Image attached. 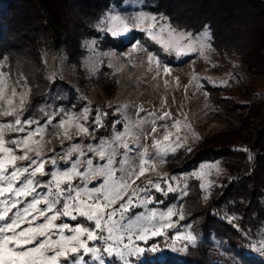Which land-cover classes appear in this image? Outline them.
I'll use <instances>...</instances> for the list:
<instances>
[{"label":"rangeland","instance_id":"obj_1","mask_svg":"<svg viewBox=\"0 0 264 264\" xmlns=\"http://www.w3.org/2000/svg\"><path fill=\"white\" fill-rule=\"evenodd\" d=\"M152 5L148 0H111L110 7L95 22L98 35L85 37L79 45L77 64L62 45L56 49L42 48L40 63L35 64L28 59L20 70L17 69L19 67L10 66L8 58L0 59V130L4 132L5 146L12 148L13 154L20 156L23 154L20 147L9 141H28V146L32 149H38L40 145L37 141H42L41 155L37 157L35 151H30L28 155L31 159L45 161L44 172L47 173L32 176V169L29 167V173L21 174L17 181H12L10 175L0 178V187L7 188L9 182L13 184V188L26 186L28 179L40 184L50 182L52 172L70 171V165L77 160L91 158L93 167L104 165L106 161H101L94 152L88 151L89 148L103 150L106 158L111 156L114 159L116 169L123 167L131 170L129 175L138 174L139 168L146 171L138 178L133 177L129 193L138 186L149 187L148 193H139L138 196L150 195L154 202L158 192L147 181L159 183L165 189L159 193L164 195L169 194L166 192L169 185L175 189L171 192L175 198L166 208L153 206V202L137 206L138 201L134 199L133 206L124 213L123 220L120 219V213L112 218L117 221L118 229L114 231V236L123 234L126 239L131 234L128 231L129 224L133 225V231L144 227L161 228L167 239H161L165 244L158 251L162 255H177L185 251L171 250L176 234H191L196 238L193 221H185V198L189 181L194 180V185L202 191V197L208 198L210 190L221 184L224 173L218 160H204L196 168L187 171L178 168L189 161L205 140L228 141L237 149L242 148L241 146L251 147V132H256L262 124L242 128L241 120L221 114L218 106L210 100L207 89L210 86L222 88L226 96H231L238 102L264 101V76L247 74L242 70L236 55L217 53L210 44L208 30L193 34L180 29L166 16L152 10ZM153 16L156 17L155 21ZM114 23L127 30L113 35L111 30ZM109 36L127 40L132 36L133 41L119 50L108 45ZM175 44L183 45L186 52L177 55ZM36 69H41V76L47 81L55 76L69 81L86 104L80 109L69 111L56 121L52 116L40 123L32 117L22 118L19 112L28 102L30 87L26 82H21L20 75L34 74ZM85 108L88 109L87 119L82 118ZM165 111L171 113L169 118H156ZM110 114L117 116L112 119V129L106 135L101 133V136H94L97 128L102 127ZM97 116L101 118L99 124L94 123ZM259 119L256 122H264V116ZM28 120H33L34 123L29 125L26 123ZM63 121H71L65 126L71 138L65 136V128L60 127ZM175 121L180 122L179 131L174 127ZM77 123L88 128V133L78 135L75 127ZM20 127H23V131H17ZM37 127H42L43 133L31 136ZM168 133H171V137L169 141H164L163 137ZM2 140L0 137V142ZM123 144H128L129 147L124 148ZM73 146H79L84 155L73 153L70 160L65 161L63 157ZM181 151L185 154L177 156ZM7 155L0 153V158H6ZM249 156L252 157L251 151ZM52 159L56 160L55 165L50 162ZM16 164L24 167L29 165V161L18 160ZM205 165L211 167L205 168ZM202 169L203 174L198 177L196 174L201 173ZM78 170L83 172L86 168L81 165ZM123 175L119 170L115 172L117 178ZM100 182V177L92 178L88 181V187L99 186ZM72 184L73 187H82L84 181L73 178ZM46 191L43 187L37 188L35 194L21 198L23 202L17 207L23 208L34 196ZM9 196V192L0 196V214L7 211L8 216L12 217L16 209L10 205L15 197ZM64 202L61 200V204ZM38 207L45 205L41 203ZM170 208L177 213L175 216L168 218L161 215L166 214ZM153 211L157 213L155 217H151ZM180 214L184 217L182 220L179 218ZM74 215L77 216L75 221L70 217L60 216L55 223H69L71 227L83 225L95 230L94 222L80 217L79 213ZM138 217L141 218L139 223ZM41 220L43 218L37 220L36 224ZM169 222L173 227H162ZM260 233H264V226L258 235ZM72 234L74 233L65 231V235ZM53 239L58 237L54 236ZM87 244L89 247L105 246L102 240L87 241ZM192 244L183 241L177 247L187 245L188 248ZM82 253L83 249L77 253H69L67 258L59 259V264H84L85 261L86 264H94L95 257L88 258L91 253ZM143 255L144 253L133 258L136 264H141ZM106 259L117 261L118 257Z\"/></svg>","mask_w":264,"mask_h":264},{"label":"trees","instance_id":"obj_2","mask_svg":"<svg viewBox=\"0 0 264 264\" xmlns=\"http://www.w3.org/2000/svg\"><path fill=\"white\" fill-rule=\"evenodd\" d=\"M148 2L153 4L152 10L180 29L193 34L208 30L217 53L236 55L243 71L264 76V0ZM110 5L111 0H0V59L8 58L9 65L20 70L28 59L40 63L42 48L62 45L77 64L79 45L85 37L98 35L95 22ZM128 38L109 36L108 45L122 50L132 43L133 37ZM31 75H20L21 82L30 87L28 102L19 112L22 118L32 117L40 123L52 116L56 121L86 104L64 78L55 76L47 81L41 69ZM207 91L221 114L241 120L242 128L262 124L251 132V147L237 149L228 141L205 140L178 168L187 171L204 160H218L224 173L208 198L202 197L194 180L189 181L185 221H193L195 243L177 255L147 249L141 264H232L233 255L241 250L245 264H264V257L251 252L242 235H258L264 226V122H259L264 116V101L238 102L219 87L210 86ZM116 117L108 115L94 136L108 134ZM183 154L181 151L177 156ZM174 198L172 193L158 192L152 205L166 208ZM161 239L152 238L148 244L162 247L165 241Z\"/></svg>","mask_w":264,"mask_h":264},{"label":"snow or ice","instance_id":"obj_3","mask_svg":"<svg viewBox=\"0 0 264 264\" xmlns=\"http://www.w3.org/2000/svg\"><path fill=\"white\" fill-rule=\"evenodd\" d=\"M156 17L153 16V21ZM155 27V26H154ZM127 30L117 24H113L112 34L117 35L120 31ZM149 35H152L149 32ZM155 39V37H153ZM171 47V45H168ZM204 44H201L203 47ZM174 49L177 55L186 52L183 45H174ZM151 63V60L149 61ZM88 109H84L83 119H87ZM155 115V114H153ZM171 113L165 111L160 114L157 119L169 118ZM100 116L95 118L94 123H100ZM50 122V121H49ZM16 123V121H14ZM27 124L31 125L34 123L33 120H28ZM71 121H63L60 127L65 128L64 135L71 138V135L66 124ZM21 121H19V125ZM77 134H87L88 128L82 124L75 125ZM174 127L179 131L180 122L175 121ZM17 131H23V127L17 128ZM155 131V128H153ZM43 128L37 127L30 135L36 136L42 134ZM0 137L3 138L0 142V153L8 154L6 158H0V178L5 175H10L12 181H17L19 176L23 173H29V167L32 171L30 175L35 176L36 173L40 175H46L44 172L43 160H35L29 158L28 153L35 151V155L39 157L42 152L43 143L37 141L40 145L38 149H32L28 146V141H17L11 140L9 143L20 147L23 153L20 156L13 154V149L6 147V141L4 132L0 130ZM171 133L164 135V141H169ZM159 144V141L157 142ZM124 148H128V144L122 145ZM180 146V145H176ZM174 150V149H173ZM88 151L94 152L101 161H106L104 165L93 167V160L91 158L80 161L77 160L70 165V171L63 172H52L50 182L40 184L39 182L34 183L32 179H28L26 186L13 188L11 182L8 183L7 188L0 187V196L4 195L5 192H9L11 197H15L10 207L15 208L12 217L8 216V212L5 211L0 214V264H59L61 257L67 258L69 253H77L80 249H83V254L91 253L89 259L95 257L94 264H136L133 258L139 257L145 252V249L152 252L159 250L158 244H148V240L156 237L167 239L165 233L161 228H147L144 227L138 231H133V225H128V231L130 235L125 236L123 234L114 236V231L117 229V221L112 218L120 213V219H124V213L128 212L130 207L133 206V201L136 199L139 205H148L152 203L150 195L138 196L139 193H148L149 187H136L131 189L129 193L128 189L131 187L133 177L144 175L146 171L138 169L137 173L129 175L131 170H126L123 167L116 169L114 167L115 161L111 156L106 158V153L103 150H97L89 148ZM73 153H78L80 156L84 155V151L79 146H73L68 153L63 157L65 161L70 160ZM18 160H28L29 165L19 167L16 164ZM53 165L56 164V160L50 161ZM83 165L86 171H79V167ZM205 168L211 167L205 165ZM11 168V171H9ZM119 170L124 173L123 176L117 178L115 172ZM203 174L196 175L199 177ZM100 177L101 182L99 186L92 188L88 187V181L92 178ZM73 178H80L84 181L82 187H73ZM147 184L154 188L157 192H163L165 189L161 188L159 183L153 184L152 181H147ZM62 185H67L63 187ZM43 187L47 191L45 193L38 194L26 204L23 208L17 206L23 201L21 198H27L29 195H33L37 192V188ZM175 189L169 185L166 192L171 193ZM61 200L65 201L61 204ZM43 203L45 207H38ZM59 206V207H58ZM74 213H79L80 217H86L87 221L94 222L95 230L84 227L83 225L71 227L69 223L57 224L55 221L60 216L70 217L71 220L75 221L77 216ZM50 214V215H49ZM177 213L173 209H169L166 217L171 218ZM157 213L151 212V217H155ZM41 220L39 224H36L37 220ZM179 218L182 220L184 217L180 214ZM140 217L137 218V223L140 222ZM27 225V227H23ZM164 228L173 227L172 223L163 225ZM74 233L72 235H65V231ZM248 249L251 252L259 254L264 257V233L259 235H249L242 233ZM57 236L58 239H53ZM195 236L191 234L174 236V242L171 245L172 251H186L187 245L183 247H177L178 243L188 241L191 243L195 242ZM103 241L104 247H89L87 241ZM115 256L118 257L117 261H109L106 257ZM86 264V261L84 262ZM232 264H245L243 250L236 253L232 257Z\"/></svg>","mask_w":264,"mask_h":264}]
</instances>
